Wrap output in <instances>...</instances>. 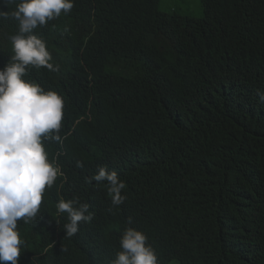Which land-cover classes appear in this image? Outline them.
<instances>
[{
    "label": "trees",
    "instance_id": "1",
    "mask_svg": "<svg viewBox=\"0 0 264 264\" xmlns=\"http://www.w3.org/2000/svg\"><path fill=\"white\" fill-rule=\"evenodd\" d=\"M200 1L201 16L161 0H75L34 30L59 71L25 78L64 99L66 139L46 149L67 180L18 222L19 264H111L129 226L160 264H264V0ZM17 32L0 19V69ZM101 166L126 184L119 208L106 182H87ZM61 198L95 213L72 238Z\"/></svg>",
    "mask_w": 264,
    "mask_h": 264
},
{
    "label": "clouds",
    "instance_id": "2",
    "mask_svg": "<svg viewBox=\"0 0 264 264\" xmlns=\"http://www.w3.org/2000/svg\"><path fill=\"white\" fill-rule=\"evenodd\" d=\"M9 11L0 10V19L18 21V32L10 37L12 52L9 62L0 69V264H19L25 240L18 222L30 224L37 219L46 189L64 173L55 159L49 158L46 144H63L62 120L64 99L54 90H45L38 82L26 79L28 69L47 68L59 71L54 65L47 42L35 33L37 28L68 14L75 0H4ZM14 5L15 7H11ZM78 167H83L78 162ZM106 182L111 204L119 208L125 200V182L116 171L99 167L87 182ZM57 214L67 215L63 225L65 237L72 238L80 224L90 223L95 213L90 204L79 198L59 199ZM148 236L131 226L121 238V250L111 264H160ZM67 251V249H63Z\"/></svg>",
    "mask_w": 264,
    "mask_h": 264
},
{
    "label": "rangeland",
    "instance_id": "3",
    "mask_svg": "<svg viewBox=\"0 0 264 264\" xmlns=\"http://www.w3.org/2000/svg\"><path fill=\"white\" fill-rule=\"evenodd\" d=\"M160 8L164 11L180 10L197 16L203 14L200 0H161Z\"/></svg>",
    "mask_w": 264,
    "mask_h": 264
}]
</instances>
